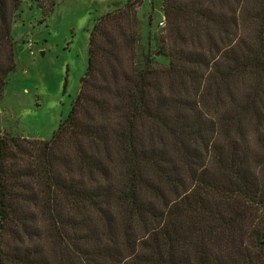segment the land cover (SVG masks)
Segmentation results:
<instances>
[{"label": "trees", "instance_id": "1", "mask_svg": "<svg viewBox=\"0 0 264 264\" xmlns=\"http://www.w3.org/2000/svg\"><path fill=\"white\" fill-rule=\"evenodd\" d=\"M142 1L94 22L49 140L0 132V264H264V0H162L168 66L136 55Z\"/></svg>", "mask_w": 264, "mask_h": 264}, {"label": "rangeland", "instance_id": "2", "mask_svg": "<svg viewBox=\"0 0 264 264\" xmlns=\"http://www.w3.org/2000/svg\"><path fill=\"white\" fill-rule=\"evenodd\" d=\"M131 0H60L50 11L22 0L12 23L16 68L0 104V132L49 140L70 113L88 65V40L94 22ZM162 0H143L136 9V55L150 54L168 66L159 42L164 31Z\"/></svg>", "mask_w": 264, "mask_h": 264}, {"label": "built area", "instance_id": "3", "mask_svg": "<svg viewBox=\"0 0 264 264\" xmlns=\"http://www.w3.org/2000/svg\"><path fill=\"white\" fill-rule=\"evenodd\" d=\"M158 25L163 28L165 27V18L163 15L162 18L158 21Z\"/></svg>", "mask_w": 264, "mask_h": 264}]
</instances>
